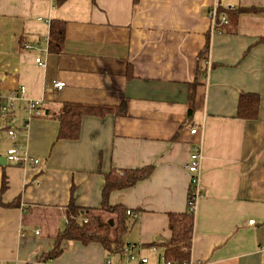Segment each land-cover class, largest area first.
<instances>
[{
  "label": "crops",
  "instance_id": "crops-1",
  "mask_svg": "<svg viewBox=\"0 0 264 264\" xmlns=\"http://www.w3.org/2000/svg\"><path fill=\"white\" fill-rule=\"evenodd\" d=\"M213 6L228 20L216 29ZM249 7L261 10L240 11ZM51 19L66 25L57 54L49 50ZM261 37L264 0H0V94L25 87L15 101V138L0 124V157L19 145L39 159L0 164V263L160 264L153 243L169 237L168 213L187 208L185 165L200 144L190 264H264ZM240 92L258 94L256 118L236 117ZM28 100L40 101L41 115L28 118ZM64 102L109 111L83 116L76 139H58ZM144 166H152L147 178L108 195L110 206L136 213L125 235L135 259L70 240L40 260L64 229L69 203L113 222L101 211L105 175Z\"/></svg>",
  "mask_w": 264,
  "mask_h": 264
},
{
  "label": "trees",
  "instance_id": "trees-1",
  "mask_svg": "<svg viewBox=\"0 0 264 264\" xmlns=\"http://www.w3.org/2000/svg\"><path fill=\"white\" fill-rule=\"evenodd\" d=\"M136 0H134L135 2ZM261 10L256 7L240 8V11L255 12ZM49 50L59 53L65 40V22L51 19L49 22ZM264 43V37L259 39ZM195 91L191 88L188 93V113L193 110V98ZM259 96L253 92H240L237 100L236 117L242 119H254L257 116ZM124 104L118 107L121 112ZM112 110V109H111ZM15 111V109H14ZM109 111L106 107L93 106L76 102H64L59 113L58 139H76L80 127L81 118L85 115H103ZM0 117V124L4 121ZM3 124V123H2ZM7 128V125L4 126ZM152 171V166H144L135 169H124L120 172L110 171L105 175L102 189L101 211L114 215L112 224L104 220L99 214H89L88 220L83 222L82 218L87 215L75 203H69L65 208L66 225L57 236L53 248L46 253L47 257H55L61 252L62 241L77 240L83 244L98 242L102 245L108 255L120 254L127 245L125 235L129 230L130 223L127 209L120 204L110 206L108 195L113 190L126 189L137 182L147 178ZM4 181V180H3ZM2 188L4 189V182ZM85 212V213H84ZM169 237L153 244L162 249L165 259L175 264L189 262L193 233V213L186 208L183 212L168 213Z\"/></svg>",
  "mask_w": 264,
  "mask_h": 264
},
{
  "label": "built area",
  "instance_id": "built-area-1",
  "mask_svg": "<svg viewBox=\"0 0 264 264\" xmlns=\"http://www.w3.org/2000/svg\"><path fill=\"white\" fill-rule=\"evenodd\" d=\"M218 8L213 6L212 9L209 11V16L212 21V27L213 29H216L218 25H223L228 22L227 17L225 14H219ZM28 46L27 44H25ZM35 62L40 65L44 66L45 63L39 58H35ZM205 67L206 69L210 66V61L205 60ZM54 87L56 89H62L64 87V82L62 81H56L54 83ZM24 86H20L16 91L11 92L8 96H3L0 94V117H3L4 121L1 123L2 125H7V128H5L7 134L11 138H15L16 136V129L14 126H12V123L15 121V101L20 99L21 95L24 93ZM24 110L27 113L28 118H31L33 116H39L42 114L41 109V103L38 100H28L25 104ZM27 125L25 124L24 128ZM198 131V128L193 126L190 129L191 134H196ZM191 152L189 156V161L185 165V168L190 174V181H189V191H188V199H187V208L190 212H194L196 209V204L198 199L202 196V185H201V162L203 159V152H202V146L200 144H194L191 147ZM6 161L12 164H17L21 166H27V165H37L39 163L38 158L30 157L25 150L21 149V146L16 145L13 147H10L6 151ZM126 214L128 216L136 217V213H133L131 210H127ZM83 222H86L88 220V217L82 218ZM252 223V220L249 221ZM38 230H36V233ZM135 248V245L133 244H127L123 251L120 253V255H125L129 259L133 260L135 259V255L133 254V250ZM160 264H175L174 262H171L162 255L160 259ZM140 263L146 262L145 258H142L139 260ZM110 260L109 257L106 259V264H109ZM0 264H11V263H0ZM45 264V263H43ZM184 264H190L184 263Z\"/></svg>",
  "mask_w": 264,
  "mask_h": 264
},
{
  "label": "water",
  "instance_id": "water-1",
  "mask_svg": "<svg viewBox=\"0 0 264 264\" xmlns=\"http://www.w3.org/2000/svg\"><path fill=\"white\" fill-rule=\"evenodd\" d=\"M6 163V158L5 157H0V164ZM110 224H112V221H109Z\"/></svg>",
  "mask_w": 264,
  "mask_h": 264
}]
</instances>
